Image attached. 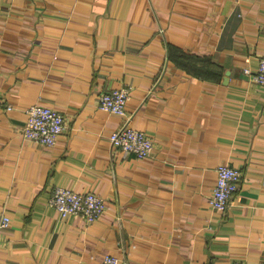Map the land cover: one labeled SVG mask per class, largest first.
<instances>
[{
    "label": "crops",
    "instance_id": "obj_1",
    "mask_svg": "<svg viewBox=\"0 0 264 264\" xmlns=\"http://www.w3.org/2000/svg\"><path fill=\"white\" fill-rule=\"evenodd\" d=\"M263 52L264 0H0V264H263ZM121 87L148 158L109 144L125 120L97 99ZM33 103L64 118L52 146L22 133ZM219 163L241 173L223 212ZM57 186L104 211L61 216Z\"/></svg>",
    "mask_w": 264,
    "mask_h": 264
},
{
    "label": "built area",
    "instance_id": "obj_2",
    "mask_svg": "<svg viewBox=\"0 0 264 264\" xmlns=\"http://www.w3.org/2000/svg\"><path fill=\"white\" fill-rule=\"evenodd\" d=\"M244 72L249 73L257 85L264 87V52L259 56L253 73L248 68H245ZM129 91V87H121L101 92L98 95L97 107L103 112L120 116L125 120L108 135L109 144L119 148L124 154H132L137 159H145L151 154L153 141L143 130L129 126L126 117ZM12 108L10 104L5 105L8 111ZM25 117L22 131L24 137L45 146L54 145L64 128L62 114L54 107L42 103H33L28 106L25 109ZM240 177L241 173L236 167L226 163L217 164L215 184L208 198L213 210L218 212L226 210L231 196L238 188ZM48 205L61 216L78 214L86 223L95 221L104 211V202L98 194L90 191L76 192L59 186L55 187L49 196ZM8 224L9 216L3 215L0 227H6ZM100 264H120V260L112 254H107ZM228 264L248 263L233 260Z\"/></svg>",
    "mask_w": 264,
    "mask_h": 264
}]
</instances>
